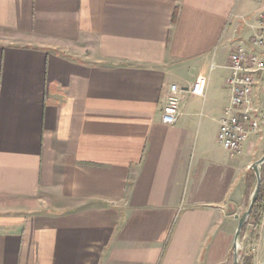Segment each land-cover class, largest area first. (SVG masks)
<instances>
[{"label": "crops", "instance_id": "crops-1", "mask_svg": "<svg viewBox=\"0 0 264 264\" xmlns=\"http://www.w3.org/2000/svg\"><path fill=\"white\" fill-rule=\"evenodd\" d=\"M263 31L264 0H0V264H231L264 133L218 132Z\"/></svg>", "mask_w": 264, "mask_h": 264}, {"label": "built area", "instance_id": "built-area-1", "mask_svg": "<svg viewBox=\"0 0 264 264\" xmlns=\"http://www.w3.org/2000/svg\"><path fill=\"white\" fill-rule=\"evenodd\" d=\"M254 44L260 52L239 47L230 57L231 75L226 85L231 97L220 121L218 140L232 155L240 154L252 135L264 133V31L256 36ZM206 84L207 79L199 77L187 93L204 98ZM182 92L177 85L171 86L162 114L165 125L177 123Z\"/></svg>", "mask_w": 264, "mask_h": 264}, {"label": "water", "instance_id": "water-1", "mask_svg": "<svg viewBox=\"0 0 264 264\" xmlns=\"http://www.w3.org/2000/svg\"><path fill=\"white\" fill-rule=\"evenodd\" d=\"M262 165H264V156L252 165V170L254 171L255 177H256V185H255V189L252 193L248 209L239 219V224H238V228H237L236 235H235L233 264H240L239 241H240V238L242 236L243 228L247 224V222L251 216V213L253 211V208L256 204V201L258 200V197H259L260 192H261V188H262L261 167H262Z\"/></svg>", "mask_w": 264, "mask_h": 264}, {"label": "trees", "instance_id": "trees-1", "mask_svg": "<svg viewBox=\"0 0 264 264\" xmlns=\"http://www.w3.org/2000/svg\"><path fill=\"white\" fill-rule=\"evenodd\" d=\"M261 173H262V188H261V192L260 195L258 197V200L256 201V204L253 208V211L251 213V220L253 221V223L257 226L261 220L262 214L264 212V166H262L261 168ZM256 182V178L253 175L251 180L249 181L248 185H247V195L250 197L253 189H254V185ZM249 223H247L244 228H243V233L246 230V227L248 226ZM252 260L253 257H243L240 260V264H252Z\"/></svg>", "mask_w": 264, "mask_h": 264}, {"label": "rangeland", "instance_id": "rangeland-1", "mask_svg": "<svg viewBox=\"0 0 264 264\" xmlns=\"http://www.w3.org/2000/svg\"><path fill=\"white\" fill-rule=\"evenodd\" d=\"M262 138L261 139V142L264 144V135H262ZM255 185H256V182H255ZM255 185H254V189H255ZM253 189V191H254ZM243 214V213H242ZM249 223L246 227V230L245 232L243 233L242 232V236L240 238V241H239V257H240V260L241 258L243 257H253V244L255 242V239H256V232L254 231V229H250V225L251 224H254L253 221L251 220V216L248 220ZM233 253L232 252V255H231V261L230 263L233 264Z\"/></svg>", "mask_w": 264, "mask_h": 264}]
</instances>
